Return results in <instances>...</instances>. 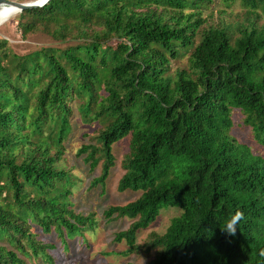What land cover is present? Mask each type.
I'll return each mask as SVG.
<instances>
[{
  "label": "trees",
  "instance_id": "1",
  "mask_svg": "<svg viewBox=\"0 0 264 264\" xmlns=\"http://www.w3.org/2000/svg\"><path fill=\"white\" fill-rule=\"evenodd\" d=\"M0 33V264L89 248L100 221L78 208L84 179L65 160L78 125L101 193L128 136L116 188L139 195L102 212L129 219L114 233L124 255L264 264V153L233 132L264 150V0H50ZM168 207L180 213L138 243Z\"/></svg>",
  "mask_w": 264,
  "mask_h": 264
},
{
  "label": "rangeland",
  "instance_id": "2",
  "mask_svg": "<svg viewBox=\"0 0 264 264\" xmlns=\"http://www.w3.org/2000/svg\"><path fill=\"white\" fill-rule=\"evenodd\" d=\"M24 2L25 0H19ZM13 28V24L9 26ZM9 28V29H10ZM13 33V32H12ZM0 35L5 36L3 33ZM19 33L15 34V42H21L17 39ZM34 43V42H33ZM32 43V44H33ZM79 126V125H78ZM76 127L78 130L67 141L65 160L69 167H73L75 173L84 179L82 186L75 195L78 208L83 212L93 211L96 219L100 221L97 231L94 236L90 237L89 248H81L78 244L73 246L71 255L65 257L60 251H55L54 256L58 259V264H142L148 261L144 255L129 254L124 255L122 251L127 245L124 240L120 242L114 241V233L126 229L129 226V219L119 218L112 222L106 223L103 218V210L109 205L125 204L134 200L139 193L132 190L124 192L117 191V182L123 173L120 165L123 154L128 149V136L123 137L113 145V153L115 156V166L110 169L109 176L105 182V192L101 193L100 188L89 190L87 178L88 166L84 164L82 157L76 156V150L83 141L80 136L82 128ZM233 132L240 140H245L253 147V150L263 152L264 150L248 135V131H242L241 128L235 126ZM100 166L93 172L92 176L98 175ZM180 213L177 207H168L161 210L158 219L147 229H141L136 234V241L140 243L144 240L150 231L163 232L168 225L170 219ZM89 238V237H88Z\"/></svg>",
  "mask_w": 264,
  "mask_h": 264
},
{
  "label": "clouds",
  "instance_id": "3",
  "mask_svg": "<svg viewBox=\"0 0 264 264\" xmlns=\"http://www.w3.org/2000/svg\"><path fill=\"white\" fill-rule=\"evenodd\" d=\"M50 0H25L20 3L19 0H0V27L13 22L18 16L22 15L27 9L43 8ZM244 218V213L237 210L230 215L225 222L220 225L221 231L228 235H235L237 227Z\"/></svg>",
  "mask_w": 264,
  "mask_h": 264
},
{
  "label": "water",
  "instance_id": "4",
  "mask_svg": "<svg viewBox=\"0 0 264 264\" xmlns=\"http://www.w3.org/2000/svg\"><path fill=\"white\" fill-rule=\"evenodd\" d=\"M20 3H23V2H21V1H19ZM25 2V1H24Z\"/></svg>",
  "mask_w": 264,
  "mask_h": 264
}]
</instances>
